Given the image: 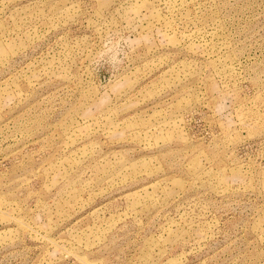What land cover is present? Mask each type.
<instances>
[{"label":"rangeland","instance_id":"1","mask_svg":"<svg viewBox=\"0 0 264 264\" xmlns=\"http://www.w3.org/2000/svg\"><path fill=\"white\" fill-rule=\"evenodd\" d=\"M0 264H264V0H0Z\"/></svg>","mask_w":264,"mask_h":264}]
</instances>
